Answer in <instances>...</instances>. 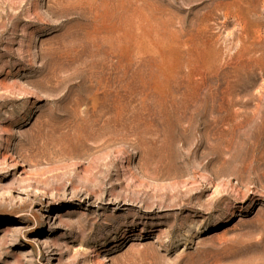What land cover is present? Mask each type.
<instances>
[{
  "label": "rangeland",
  "instance_id": "rangeland-1",
  "mask_svg": "<svg viewBox=\"0 0 264 264\" xmlns=\"http://www.w3.org/2000/svg\"><path fill=\"white\" fill-rule=\"evenodd\" d=\"M0 264H264V0H0Z\"/></svg>",
  "mask_w": 264,
  "mask_h": 264
}]
</instances>
